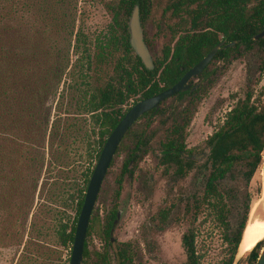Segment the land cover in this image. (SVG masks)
<instances>
[{
  "label": "trees",
  "instance_id": "1",
  "mask_svg": "<svg viewBox=\"0 0 264 264\" xmlns=\"http://www.w3.org/2000/svg\"><path fill=\"white\" fill-rule=\"evenodd\" d=\"M88 1L0 0V246L13 239L14 230L30 214V230L43 229L46 218L54 210H39L45 207L43 200L33 210L37 192L40 195L47 179L44 169L46 173L68 168L72 150L68 143L80 138L85 152L78 178L65 193L56 185L58 181H54L48 197V202H62L65 209L59 221L53 223L50 237L57 248H72L78 215L95 167L93 162L124 116L127 103L134 97L141 100L171 87L219 43L223 45L214 59L222 61H227L241 46L251 49L257 44L264 49V37L254 40L264 28V0H169L162 14H168L177 23L168 26L170 38L162 45L159 55L152 53L145 38L155 64L153 70H148L131 48L128 20L134 5H138L143 27L154 0H118L109 5L112 25L102 37L95 39L87 34L79 18L80 3ZM233 41H236L234 46L224 47ZM108 59L113 64L111 75L103 85L95 86L94 63ZM206 71L207 68L200 76L206 75ZM199 91L195 87L180 92L175 99L180 102L188 97L185 105L178 102L164 107L163 102L159 109L140 118L161 116L168 125L158 161L165 174L175 179L184 178L198 164L190 158L194 153L185 141ZM132 127L124 138L132 133ZM151 137L152 133L145 130L133 133L134 145L116 179V195L123 175L130 171V162H137L147 153ZM205 146L204 160L199 163L200 170L207 172L204 193L188 208L194 216L205 203L222 212L224 200L230 197L222 184L237 164L244 165L247 182L262 165L264 103L253 100L250 85L245 97L237 101L225 114L223 124L207 138ZM241 205L239 221L226 236L231 245L226 264L234 261L248 223L252 207L248 192ZM73 207L75 217L70 220L66 210ZM171 211L172 208L159 210L160 228L169 224ZM116 216L117 211L113 210L106 217L103 225L106 240ZM42 236L37 232L33 238ZM195 238L193 229L182 236L185 264H201ZM262 245L263 241L257 243L247 254L248 264L256 262ZM124 246L118 253L119 264H131L132 246L130 243ZM94 254L97 257L94 264H110L106 250ZM83 255L84 258L90 255L86 240ZM30 259V264H36V257L32 255Z\"/></svg>",
  "mask_w": 264,
  "mask_h": 264
},
{
  "label": "rangeland",
  "instance_id": "2",
  "mask_svg": "<svg viewBox=\"0 0 264 264\" xmlns=\"http://www.w3.org/2000/svg\"><path fill=\"white\" fill-rule=\"evenodd\" d=\"M168 1L154 0L151 13L143 25L145 38L154 55H159L162 45L170 38L168 26L177 23V20L171 19L168 14H162ZM116 2L118 0H89L87 3H80L79 18L84 22L85 31L92 39L102 37L110 29L113 13L108 6ZM112 68L113 64L109 59L106 62H95L93 84L103 85L111 75ZM191 83L192 86L200 88V96L195 108L192 109L185 144L192 153L200 155L205 154V141L223 124L225 114L239 99L245 97L248 85L253 89V100L257 104L264 103V49L257 44L251 49L241 46L227 61L212 60L207 67L206 75L192 79ZM62 87L61 84L59 91ZM187 99L188 97H184L180 102L185 105ZM137 101L139 96L132 98L124 108L128 109ZM56 102L57 98L52 103L50 123L53 120ZM178 102L179 99L173 97L163 105L169 107ZM167 127L168 125L163 123V117L147 116L136 122L132 127V133L121 142L91 214L89 234L86 235L90 255L84 258L82 264H94L97 259L94 251L105 250L110 264H119L118 253L125 243L132 246L131 264H185L186 253L182 246V236L190 229L195 231V246L201 257V264L228 262L231 245L226 236L235 229L239 221L244 195L248 192L251 196V206L256 199L261 198L262 165L247 182L243 176L244 165L237 164L222 184V189L230 192V197L224 200L222 212L219 213L205 203L194 216L186 206L194 204L195 199L203 196L207 172L199 169V163L204 159L198 161L197 166L184 178L175 179L165 174L158 157L160 143L167 135ZM141 130L152 133L148 151L137 162H130V171L123 175L119 194L116 195L118 189L116 179L134 145L133 133ZM68 144L72 148L69 155L70 166L63 171L55 169L46 173L44 169L43 175L47 179L40 195L39 191L37 192L34 203L33 210L37 202L43 200L45 207L39 210L53 208V213L46 218L43 229L30 230L31 214L28 220L24 219L22 226L14 230L13 239L0 246V264H30L32 255L36 257V264H69L71 248H57L50 237L53 223L59 221L65 209L62 202H48L54 181H58L56 185H60V190L65 193L66 190L72 189L73 181L79 176L85 152L84 143L79 138ZM163 208H172V211L169 224L162 229L157 224L156 215ZM263 208L262 202L258 209L261 211ZM113 210L119 211L120 217L114 222L111 235L114 241L111 242L110 237L108 240L105 239L103 225L107 215ZM66 213L72 220L75 217L74 207L67 209ZM37 232L43 236L34 239ZM246 256L240 257L234 264H248Z\"/></svg>",
  "mask_w": 264,
  "mask_h": 264
},
{
  "label": "water",
  "instance_id": "3",
  "mask_svg": "<svg viewBox=\"0 0 264 264\" xmlns=\"http://www.w3.org/2000/svg\"><path fill=\"white\" fill-rule=\"evenodd\" d=\"M129 42L134 53L141 59L144 67L148 70H153L155 67L153 57L149 47L145 41L144 31L140 20V9L138 5H134L128 20ZM264 37V28L254 36L257 41ZM236 41L228 43L226 46L230 47L235 45ZM223 43H219L213 47L198 63L191 67L186 73L171 87L154 94L150 97L143 98L130 106L124 116L117 123L115 128L107 137L99 157L96 161L95 167L89 178L87 188L84 195V200L78 215L77 223L75 226L74 238L71 248V256L69 264H82L84 260L83 250L87 229L90 222L91 214L95 206L100 188L103 180L107 174L108 168L116 153L120 141L127 133L129 128L140 119L145 113L155 109H159L161 103L167 99L175 96L179 92H185L191 87L190 80L198 77L204 69L213 60L216 53L219 51ZM202 156V155H201ZM201 156H192V159H200ZM262 196L264 199V149L262 153ZM264 204V200H263ZM120 217V212L117 213V219ZM113 241V238H111ZM264 243V240H263ZM238 253L232 264L239 260ZM254 264H264V244L259 252V256Z\"/></svg>",
  "mask_w": 264,
  "mask_h": 264
},
{
  "label": "bare ground",
  "instance_id": "4",
  "mask_svg": "<svg viewBox=\"0 0 264 264\" xmlns=\"http://www.w3.org/2000/svg\"><path fill=\"white\" fill-rule=\"evenodd\" d=\"M263 200V196H261L260 199H256L252 204L248 223L238 247V255L240 257L247 255L257 243L264 240V212L262 213L264 210L259 211L258 209Z\"/></svg>",
  "mask_w": 264,
  "mask_h": 264
},
{
  "label": "flooded vegetation",
  "instance_id": "5",
  "mask_svg": "<svg viewBox=\"0 0 264 264\" xmlns=\"http://www.w3.org/2000/svg\"><path fill=\"white\" fill-rule=\"evenodd\" d=\"M227 44H228V43H227ZM227 44H226V45H227ZM235 44H236V43H235ZM222 45H223V44H222ZM226 45H225L224 47H228V46H226ZM233 46H234V45H233ZM230 47H232V46H230ZM216 54H217V53H216ZM214 57H215V56H214ZM213 60H214V58H213ZM209 64H210V63H209ZM208 66H209V65H208ZM208 66H207V67H208ZM207 67H206V68H207ZM206 68H205V69H206ZM205 69H204V70H205ZM201 74H202V73H201ZM201 74H200V75H201ZM200 75H199V76H200ZM199 76H198V77H199ZM196 78H197V77H196ZM193 79H194V78H193ZM191 80H192V79H191ZM191 80H190V83H191ZM194 88H195V87L192 86V83H191V87H190L189 89H194ZM189 89H188V90H189ZM179 93H180V92H179ZM176 95H177V94H176ZM176 95H175V96H176ZM175 96H173V97H175ZM173 97H171V98H173ZM169 99H170V98H169ZM167 100H168V99H167ZM167 100H166V101H167ZM164 102H165V101H164ZM161 104H162V103H161ZM160 106H161V105H160ZM159 108H160V107H159ZM138 121H139V119H138ZM138 121H136V122H138ZM136 122H135V123H136ZM135 123H134V124H135ZM134 124H133L132 126H134ZM132 126H131V127H132ZM131 127H130V128H131ZM130 128H129V129H130ZM127 132H128V131H127ZM125 135H126V134H125ZM125 135H124V136H125ZM123 138H124V137H123ZM123 138H122V139H123ZM121 141H122V140H121ZM121 141H120V143H121ZM119 146H120V144H119ZM119 146H118V147H119ZM118 147H117V148H118ZM116 151H117V150H116ZM116 153H117V152H116ZM116 153H115V154H116ZM201 155H202V156H201ZM192 156H201V157H200L201 159H193V160H196L197 163H198V161H201L202 159H204V154H203V153L200 154V155L193 154V155L190 156V158H191ZM113 158H114V157H113ZM191 159H192V158H191ZM112 161H113V159H112ZM111 163H112V162H111ZM111 163H110V166H111ZM110 166H109V168H110ZM129 166H130V164H129ZM109 168H108V169H109ZM193 169H194V168H193ZM193 169H192V170H193ZM199 169H200V168H199ZM105 177H106V176H105ZM104 179H105V178H104ZM103 181H104V180H103ZM102 184H103V183H102ZM101 187H102V186H101ZM100 189H101V188H100ZM99 192H100V191H99ZM98 195H99V194H98ZM191 205H192V204H191ZM191 205L188 204V206H186V209L188 210V208H190ZM158 212H159V211H158ZM117 213H118V211H117ZM157 215H158V213H157ZM157 215H156V217H157V220H158V216H157ZM116 219H117V216H116ZM116 219L114 220V222L116 221ZM157 224H158V226L160 225L159 222H158ZM87 230H88V229H87ZM112 230H113V227H112V229H111V231H110V241H111V238H113V237H111V235H112ZM85 240H86V239H85ZM113 241H114V238H113ZM113 241H111V242H113Z\"/></svg>",
  "mask_w": 264,
  "mask_h": 264
}]
</instances>
